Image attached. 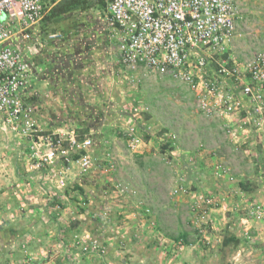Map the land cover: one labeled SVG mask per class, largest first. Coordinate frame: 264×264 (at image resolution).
<instances>
[{
    "label": "rangeland",
    "instance_id": "obj_1",
    "mask_svg": "<svg viewBox=\"0 0 264 264\" xmlns=\"http://www.w3.org/2000/svg\"><path fill=\"white\" fill-rule=\"evenodd\" d=\"M235 1L240 17L228 53L240 63L264 53V0ZM66 12L67 31L77 36L98 16L113 55L103 56L98 85L67 93L65 102L55 98L50 113L28 80L15 127L0 116V264H236L237 256L264 264V227L247 213L251 198L237 206L236 194H214L227 178L233 188L258 185L255 199L264 204L259 168H250L258 179L249 183L229 162L210 165L209 155L225 153L209 145L215 124L228 140L220 117L205 115L186 83L127 70L103 0H82ZM230 58L212 62L204 79L217 78L223 59L231 68ZM229 234L239 244L222 247Z\"/></svg>",
    "mask_w": 264,
    "mask_h": 264
},
{
    "label": "built area",
    "instance_id": "obj_2",
    "mask_svg": "<svg viewBox=\"0 0 264 264\" xmlns=\"http://www.w3.org/2000/svg\"><path fill=\"white\" fill-rule=\"evenodd\" d=\"M105 10L120 63L127 70L180 80L195 90L197 105L205 115L229 120L242 100L223 89V76H228L241 82V95L259 104L256 110H261L264 53L257 52L240 63L228 53L240 17L235 0H105ZM43 12L42 0H0V116L12 128L21 113L20 89L30 80V66L10 40L16 31L27 38V29ZM223 55L231 59V68L222 65L223 59L217 78L204 79L211 63ZM226 127L235 135L231 126ZM208 201H213L212 196ZM247 210L264 227V204L254 201ZM243 237L251 238L246 229Z\"/></svg>",
    "mask_w": 264,
    "mask_h": 264
},
{
    "label": "crops",
    "instance_id": "obj_3",
    "mask_svg": "<svg viewBox=\"0 0 264 264\" xmlns=\"http://www.w3.org/2000/svg\"><path fill=\"white\" fill-rule=\"evenodd\" d=\"M56 2L49 5L42 0L44 6L43 16L39 21L29 26L26 31L28 36L26 40L19 31H16L10 40L20 50H23L21 48L22 43L26 45L27 51H23L24 53L22 52V54L30 66V88L41 90L42 108H44L43 112H46V114L47 111L50 113L47 108L54 102L55 98L58 101L62 100L65 102L63 97L67 93L72 95L79 94V88L84 85L91 87L98 85L99 67L102 65V58L105 55L108 61L109 53L110 56L113 55L112 45H109L110 41L106 36L107 32H101L100 26L97 25L98 16H90L87 28L80 29L77 32L78 36L71 35L67 31L68 22H71L70 16H68L69 13L66 11L63 13L51 12ZM104 44H106V47H104ZM112 62H110V67L112 66L113 68ZM106 67L109 68V63H106ZM221 84L225 91H229L241 99L242 104L232 119L228 120L219 116L218 120L225 126H231L235 130V135L232 136L227 130L228 140L225 141L218 130L220 125L216 130L215 124V127L212 128L214 134H209V145H213L214 149L218 147V149L220 148L218 152L222 150L225 153L209 155L208 159L211 166L217 162H222L220 160L225 163L229 162L236 169V174L239 173V176L248 174L246 177L249 179V183H252V181L258 179V173L253 175L252 173L255 172V169H250L251 167L259 168L258 172L264 174V99L261 102L262 104H260L261 110L257 111L256 106L259 104L253 101H246L245 97L241 95V82L223 79ZM44 118L47 117L44 116ZM257 139L262 143V146L256 145ZM227 141H230L231 145ZM232 149L238 153L233 155L230 153ZM205 161H207V157ZM239 167H246V174ZM233 180L235 181L236 179L234 178ZM252 187L251 190L244 191L239 186H236L234 190L231 180L225 178L214 186V194L219 197L221 195L223 200L229 199L233 194H236L238 198V200H235L238 203L237 206H241L244 201L249 202L247 198H251L249 203L256 201L255 197L260 198L259 194H257L260 192L258 185L254 184ZM240 220L241 223H245L246 219L242 215ZM235 259L237 261L236 264H242L246 260L241 256H237Z\"/></svg>",
    "mask_w": 264,
    "mask_h": 264
},
{
    "label": "trees",
    "instance_id": "obj_4",
    "mask_svg": "<svg viewBox=\"0 0 264 264\" xmlns=\"http://www.w3.org/2000/svg\"><path fill=\"white\" fill-rule=\"evenodd\" d=\"M58 0H47L46 4H52L54 2H56ZM82 0H59L58 2H56V4L53 5L51 12H56V13H63L65 11H67L68 9H70L73 5H76L78 2L80 3ZM104 4H105V0H103ZM226 56V55H223ZM78 155L74 156V159H77ZM238 186L240 187V189L244 190V191H249L251 189L247 188V184L240 181L238 183ZM239 244V236H236L235 234H229V236H225L222 240V247H226V246H237Z\"/></svg>",
    "mask_w": 264,
    "mask_h": 264
}]
</instances>
